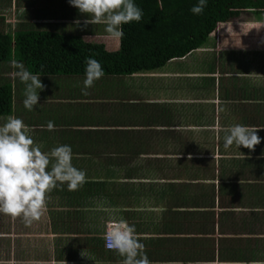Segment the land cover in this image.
I'll return each instance as SVG.
<instances>
[{
    "label": "crops",
    "instance_id": "0c3cea01",
    "mask_svg": "<svg viewBox=\"0 0 264 264\" xmlns=\"http://www.w3.org/2000/svg\"><path fill=\"white\" fill-rule=\"evenodd\" d=\"M87 19L69 0H0V31L14 47L19 33L36 32L120 52L122 41ZM49 59L0 63L9 115L42 151L69 145L87 182L58 185L31 225L0 214V264H119L104 241L113 217L135 226L151 264L264 261V6L232 9L201 46L161 68L104 73L87 95L85 69ZM13 61L41 76L31 111ZM237 123L262 129L253 151L224 148V128Z\"/></svg>",
    "mask_w": 264,
    "mask_h": 264
},
{
    "label": "clouds",
    "instance_id": "9594fccd",
    "mask_svg": "<svg viewBox=\"0 0 264 264\" xmlns=\"http://www.w3.org/2000/svg\"><path fill=\"white\" fill-rule=\"evenodd\" d=\"M69 3L88 17L83 22L85 26L102 24L107 38L117 42L123 39V25L139 22L143 17V11L134 0H69ZM157 6L162 9L163 0H157ZM206 6L207 0H198L190 11L201 15ZM12 64L17 69L13 75L25 85L24 107L31 111L38 105L39 92L44 89L41 76L17 61ZM85 64L83 95H87V89L104 76L98 60L86 57ZM47 128L53 130V122L49 121ZM260 130L239 123L229 125L223 130L224 148L227 150L235 144L238 149L243 147L253 151L261 143L257 135ZM30 131L22 119L11 115L0 125V214L22 218L26 225L41 219L47 211L49 194L58 185L66 183L69 190H77L87 182L86 172L72 164L73 153L69 145L44 152L43 146L29 135ZM104 240L107 249L122 257L119 264H151L135 226L129 225L124 218L113 217L106 222ZM250 264H264V261L254 260Z\"/></svg>",
    "mask_w": 264,
    "mask_h": 264
},
{
    "label": "trees",
    "instance_id": "16d2710c",
    "mask_svg": "<svg viewBox=\"0 0 264 264\" xmlns=\"http://www.w3.org/2000/svg\"><path fill=\"white\" fill-rule=\"evenodd\" d=\"M143 11L139 22L123 25L124 36L118 53H108L102 45L81 43L67 37L25 32L11 35L0 31V63L18 59L32 63L67 57L70 69H85V58L100 62L104 73L132 74L163 67L170 60L183 58L205 42L219 22L230 17L232 9L261 8L264 0H207L203 14L190 10L198 0H134ZM16 54V55H15ZM68 68V67H66ZM13 90L9 83L0 85V116L9 115Z\"/></svg>",
    "mask_w": 264,
    "mask_h": 264
},
{
    "label": "built area",
    "instance_id": "2783aa9c",
    "mask_svg": "<svg viewBox=\"0 0 264 264\" xmlns=\"http://www.w3.org/2000/svg\"><path fill=\"white\" fill-rule=\"evenodd\" d=\"M105 241V240H104ZM105 248H106V246H105ZM107 249V248H106ZM107 250H109V249H107ZM110 251H112V250H110Z\"/></svg>",
    "mask_w": 264,
    "mask_h": 264
}]
</instances>
